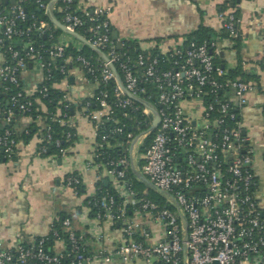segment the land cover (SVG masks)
I'll list each match as a JSON object with an SVG mask.
<instances>
[{"label": "built area", "instance_id": "obj_1", "mask_svg": "<svg viewBox=\"0 0 264 264\" xmlns=\"http://www.w3.org/2000/svg\"><path fill=\"white\" fill-rule=\"evenodd\" d=\"M26 1L20 0L7 13L0 10V50L4 56L0 85L4 91L9 86L22 87V74L33 60L42 71V80L34 94L24 89L16 92L11 99L12 109L5 111L0 106V122L11 123L15 112H32L35 103L31 97L35 94L47 97L55 63H63L59 72L67 76L73 67L81 69L98 90L83 101L80 110L93 126L96 153L116 137L126 140L129 156L111 161L106 168L95 159L87 163L88 170L105 168L122 181L116 194L123 199L120 203L111 194L95 199L93 204V200H88L89 207L99 210L93 217L96 224L92 229L97 242L103 245L110 240L101 228L105 222L118 226L122 240L113 250L87 257L85 234H77L70 218H59L51 225L55 238L52 247L47 236L15 248H4L0 241V264H89L97 258L107 264L115 258L123 264H264V217L252 167L254 149L241 121L255 84L230 78L215 63L220 55L217 44L214 51L207 43H192L158 50L156 56L141 53L135 59L124 55L125 61L121 60L124 56L117 53V43L111 38L112 8L80 11L72 7L74 0H64L62 23L100 52L97 64L82 53L77 57L68 54L71 45L60 40L49 46H36L28 41L30 37L44 35L52 40L54 34L47 35L49 26L43 21L22 26L28 19ZM38 2L41 9L51 13L45 0ZM219 17L229 38L240 39V21L234 12L221 11ZM86 25L90 39L79 32ZM73 39L77 43L74 47L81 52L85 44ZM246 67L245 63L241 65L243 73ZM64 101L72 104L66 95ZM156 115L159 123L155 126ZM60 123L71 129L77 127L73 117ZM16 135L8 128L0 131V154L10 160L18 144ZM151 135L153 138L147 143ZM72 136L68 132L67 139ZM51 142L60 156L68 154L69 149L63 148L60 140L53 141L51 129L40 138L37 154L46 153ZM143 147L146 152L141 156L145 161L142 174L160 190L155 191L162 198L160 202L152 200L148 192L141 195L133 184L122 180ZM83 184L78 173L65 179V185L76 194ZM60 225L67 232V239L61 237L57 229ZM151 226H161L165 237L151 243ZM57 244L63 246L59 251Z\"/></svg>", "mask_w": 264, "mask_h": 264}, {"label": "crops", "instance_id": "obj_2", "mask_svg": "<svg viewBox=\"0 0 264 264\" xmlns=\"http://www.w3.org/2000/svg\"><path fill=\"white\" fill-rule=\"evenodd\" d=\"M227 2L228 0H77L76 7L80 11L111 7L109 21L113 34H118L119 42L122 44L124 41H132L142 53H153L156 49L165 51L182 47L187 36L201 27L210 28L219 36L222 32L219 13ZM50 6L52 12L54 6ZM237 9L241 12L240 39L219 40L217 46L222 60L220 65L227 73L241 68L245 63V74L251 76L255 84V89L248 94V103L241 113V121L243 132L254 149L252 167L257 182L256 194L264 217V0H242ZM58 40L72 46L77 45L73 37L64 32ZM3 63L4 56L0 50V68ZM41 80L42 71L36 63L31 64L22 74L23 88L29 94L35 93ZM56 88L64 91L68 100L76 105L97 91V86L77 67H73L67 78L57 84ZM37 104L41 105L42 112L45 111V106L39 100ZM73 119L77 125L75 141L68 148L66 156L53 154L44 157L37 154L40 129L29 143L19 144L15 161L0 163V241L4 248H15L22 243L32 244L37 239L48 236L52 223L63 215L71 219L75 231L87 236L88 251L93 254L113 250L121 242L122 235L118 226L109 222L101 226L110 238L109 241L102 245L93 235L92 229L96 222L88 205L89 198L97 195V186L101 182L118 194L122 181L111 176L105 168L87 169V163L95 159V132L93 126L81 116V111L75 112ZM31 123L32 119L25 118L16 123V126L23 129ZM38 124L43 127L41 119ZM134 157L132 169L135 173H142L140 153ZM73 173H78L83 178L81 194L74 193L65 185L66 177ZM150 233L151 243L165 237L161 226H151ZM62 248V245L57 244V251ZM89 264L107 263L103 258H97ZM112 264L123 262L115 258ZM129 264L145 263L136 261Z\"/></svg>", "mask_w": 264, "mask_h": 264}, {"label": "trees", "instance_id": "obj_3", "mask_svg": "<svg viewBox=\"0 0 264 264\" xmlns=\"http://www.w3.org/2000/svg\"><path fill=\"white\" fill-rule=\"evenodd\" d=\"M12 0H0V10L3 11V13L9 12L14 5L20 4V0H15V4L13 5L11 3ZM39 0H27L24 2L26 13H27V21L22 24L23 27L29 26L33 23H37L38 25L40 22H46L49 26V30L47 35H49L50 32L54 34V39L50 40V38L46 36H42L39 38L38 36H32L28 39L29 42L33 43L34 45L38 46L39 44H45V45H50L55 44L58 41V37L63 34V32L55 26L53 23V18L58 20L59 22L62 23L63 21V13L61 9H64L66 4L64 0H58L55 2L54 9L51 13H47L45 10L40 8L39 5ZM242 0H228L226 4L222 7V11H228L232 10L234 12V15L237 20L240 21L241 19V12L239 9H237L238 4ZM54 0H45V4L50 5L53 4ZM77 5V0H74V3L72 4V7H76ZM92 24V22H88V25ZM88 25H86L83 29H80L79 32L81 33L82 36H84L86 39H90L91 33L88 31ZM112 40L113 38V29H112V35H111ZM229 38L228 32H226L225 29H222L221 34L218 36L212 29L206 28V27H201L198 31L193 33L190 36H187V39L185 41L186 46H189L192 43H196L197 45H202L204 43H207L211 49L214 51L216 49V44L219 43L220 41H224L225 39ZM239 40V39H238ZM236 41V40H235ZM239 42V41H237ZM117 43V42H116ZM215 44L214 46H212ZM239 45L237 44V48ZM116 51L119 53L121 56L127 55L131 56L132 59H135L139 56V54L142 53V51L139 49V47L136 45V43L132 41H124L122 42L121 47H118V44H116ZM68 54L77 57L78 54L82 53L86 55L87 57L93 58V62L97 64V59L99 57V53L93 50L90 46H87L86 44L84 45L83 49L81 52H78L77 49L74 46H70L67 49ZM104 53H107V50H104ZM159 52L158 50H154L152 53L153 56L158 55ZM126 57L124 56L121 57V60L125 61ZM34 61V60H33ZM31 61V64L34 65L35 62ZM215 63L217 65H220L222 63V60L220 58V55L216 57ZM60 61L55 63L54 66V72H53V80L51 82L48 95L47 97H43L40 94H35L32 98L34 101V107L32 112L28 113H21L18 114L15 112V116L12 120L11 123L5 124L3 122H0V131L3 132L6 128L14 131L17 133L15 136L16 141H17V146L14 147V154L12 156V159L10 160L7 158L5 154H0V163L2 162H10V161H15L16 155L18 152V146L19 144H27L31 141V139L34 137V135L41 129L40 137L46 136V132L48 129H51V134L53 137V141L55 140H60L61 145L63 148H69L75 141V129H71L68 126H63L60 121L61 120H68L71 117H74V113L77 112L78 110L80 111L82 109V106L84 102L79 103L78 105L76 104H70L67 101H64V95L65 92L56 88L57 84L62 83L66 78L67 75H63L59 72V67L62 65ZM30 66V65H29ZM221 66V65H220ZM69 68V66H68ZM118 68V65H117ZM119 70V69H118ZM228 76L232 79H235L237 77L242 78L246 81H253V78L251 76H248L247 74L243 73L241 71V68L237 70H231L228 73ZM0 88L3 89V86L0 85ZM23 83L22 87L20 88H13L9 86V89L7 91H4L0 94V106L5 110L8 111L12 109V96L20 91L23 90ZM98 92V90L96 91ZM37 100H39L44 106H45V111H41V105L37 104ZM68 106V107H67ZM138 116H136L137 118ZM32 119V123L29 124L27 127L21 129L17 128L16 123L18 124L22 119ZM41 119L43 121V127L38 124V120ZM128 130V128H127ZM28 131V134L27 132ZM129 131V130H128ZM68 132H72L73 136L71 139H67ZM153 138V135H151L147 143L151 141ZM121 145V146H120ZM126 148V140L125 137L120 136L116 137L108 142V145H105V148L100 149L96 154H98V157L95 158V162L104 165V167H109V163L111 161L118 162L121 158L129 156L128 152L125 150ZM146 150L143 147L140 150V155L143 156L145 154ZM53 154H58L60 155L58 149L55 147L54 144H49L47 147V152L43 153L41 156H52ZM145 161L141 158L140 159V166L141 169L144 165ZM127 180L129 183L133 184L134 188L141 193V195L145 192L148 191L150 198L156 202H160L162 198L152 189L149 188L145 185V183L141 182L137 176L136 173L133 171L132 168H129L126 177L122 180ZM97 195L94 197L89 198L92 204L96 200H99L106 196L107 194L114 195L117 200V204L122 201L116 193L112 190L107 188L102 182L98 184L97 186ZM83 191V186L80 187L79 189V194H81ZM91 214L92 217L96 216L97 211H99L96 207L91 206ZM68 218V216L63 215L61 216V219ZM116 227V226H115ZM57 229L60 232V235L62 238L67 239V232L63 229H61V225L57 226ZM78 235H81L78 230H76ZM49 240V247H52L55 244V238L53 235L50 233L47 236ZM87 236H85V241H84V253L86 254L87 257L93 256L96 254L91 253L88 251L87 247ZM68 247V243H67ZM67 264V262H66Z\"/></svg>", "mask_w": 264, "mask_h": 264}, {"label": "water", "instance_id": "obj_4", "mask_svg": "<svg viewBox=\"0 0 264 264\" xmlns=\"http://www.w3.org/2000/svg\"><path fill=\"white\" fill-rule=\"evenodd\" d=\"M58 1V0H57ZM12 4L14 5L15 4V0L12 1ZM53 23L57 26V28H59L61 31H63L64 33L66 34H69L75 38H77L78 40L82 41L84 44H86L87 46H90L93 50L97 51V49H95L94 47H92L90 45V43L87 42V40H85L83 37H81L78 33H75V32H70L66 29L65 25L62 24L61 22H59L58 20L54 19L53 18ZM113 38L115 41H118V47H121V43L119 42V39H118V34L117 33H114L113 34ZM98 52V51H97ZM100 53V52H99ZM101 56L103 57L104 60L108 61V58L101 53ZM114 71L116 72V69L114 68ZM129 95V94H128ZM159 123V117L156 115V121H155V126ZM137 177L143 182L145 183L148 187L154 189L157 193H160V190H158L157 188H155V186L148 180V178L140 173V172H137L136 173ZM184 219V218H183ZM185 220V219H184ZM185 223V229L187 228V223H186V220L184 221Z\"/></svg>", "mask_w": 264, "mask_h": 264}]
</instances>
